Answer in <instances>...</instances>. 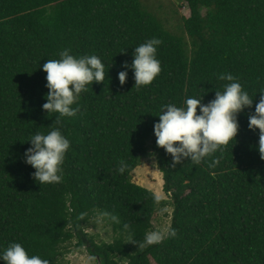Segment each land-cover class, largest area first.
I'll list each match as a JSON object with an SVG mask.
<instances>
[{
  "label": "trees",
  "instance_id": "16d2710c",
  "mask_svg": "<svg viewBox=\"0 0 264 264\" xmlns=\"http://www.w3.org/2000/svg\"><path fill=\"white\" fill-rule=\"evenodd\" d=\"M181 1L190 15L178 36L142 0H0V250L20 243L29 255L59 264L62 246L77 237L100 264H264V159L259 130L248 128L264 89V0ZM151 38L162 42L161 72L136 88L129 69L121 85L122 64ZM64 49L99 56L106 78L89 84L72 105L76 115L56 125L58 114L42 110L48 91L42 65ZM225 73L255 97L238 114L236 142L199 164L172 166L154 135L162 106L182 107L196 96L207 104L228 83L218 79ZM55 126L70 148L61 182L40 186L23 153L32 134ZM147 156L163 173L176 236L140 248L130 237L142 240L152 230L164 201L134 181ZM98 215L112 227V243L87 233Z\"/></svg>",
  "mask_w": 264,
  "mask_h": 264
},
{
  "label": "clouds",
  "instance_id": "9594fccd",
  "mask_svg": "<svg viewBox=\"0 0 264 264\" xmlns=\"http://www.w3.org/2000/svg\"><path fill=\"white\" fill-rule=\"evenodd\" d=\"M161 43L160 39L151 38L134 47L131 62L125 61L121 66L124 70L118 72L121 85L126 82L129 69L133 72L134 87L140 88L152 83L161 72V62L156 56L157 47ZM70 53V49H64L59 53V59H48L42 65V70L47 74L45 87L48 89L42 110L48 115L58 114L54 122L56 125L61 123L62 117L76 115L78 108L72 105L81 93L88 91L89 84L104 82L106 78L105 62L99 56L77 57ZM218 79L228 83L222 86V91H215V98L207 104L202 103L203 96H196L186 98L182 107L175 104L162 106L159 121L154 124V135L157 147L170 154L172 166L186 159L199 164L207 156L235 141L239 131L238 114L246 108L251 109L255 97L243 90L238 79L230 73L220 74ZM258 92L261 94L260 99L255 104L254 112L248 115V128L259 130L258 151L261 159H264V89ZM28 142L31 146L23 153V162L35 169L31 173L34 182L40 186L61 182L62 165L70 141L60 127H51L46 134L36 131ZM125 168L126 164L121 161L119 171L123 172ZM156 199L159 200V197ZM111 218L116 223L120 222L116 216ZM129 227L124 224L125 230ZM175 236V229H169L167 236L164 232L152 230L142 240L130 237V242L144 248ZM0 260L5 264H49L47 259L29 255L20 243H10L0 250Z\"/></svg>",
  "mask_w": 264,
  "mask_h": 264
},
{
  "label": "rangeland",
  "instance_id": "374dc122",
  "mask_svg": "<svg viewBox=\"0 0 264 264\" xmlns=\"http://www.w3.org/2000/svg\"><path fill=\"white\" fill-rule=\"evenodd\" d=\"M146 10L156 16L165 27L175 35H185L183 17L190 15L188 4L181 0H142ZM134 181L153 190L164 201L160 203L154 217L152 230L167 234L171 226L173 205L171 196L164 191V177L153 156L145 157L134 172ZM151 230V231H152ZM98 243H112L114 233L109 223L100 215L94 217L86 227ZM121 261H124L122 259ZM59 264H100L86 245L80 246L78 238L64 244L59 257ZM152 264H157L152 260Z\"/></svg>",
  "mask_w": 264,
  "mask_h": 264
}]
</instances>
